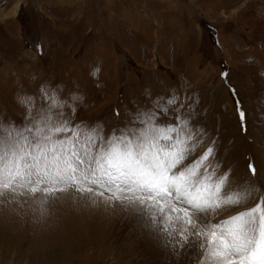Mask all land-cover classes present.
I'll list each match as a JSON object with an SVG mask.
<instances>
[{
  "label": "rangeland",
  "instance_id": "374dc122",
  "mask_svg": "<svg viewBox=\"0 0 264 264\" xmlns=\"http://www.w3.org/2000/svg\"><path fill=\"white\" fill-rule=\"evenodd\" d=\"M48 96L106 136L136 126L138 110L160 104L173 121L178 109L202 134L194 155L212 147L237 184L264 187V0H0V123H32ZM58 197H0V264L199 260L173 213Z\"/></svg>",
  "mask_w": 264,
  "mask_h": 264
},
{
  "label": "snow or ice",
  "instance_id": "6c2138e0",
  "mask_svg": "<svg viewBox=\"0 0 264 264\" xmlns=\"http://www.w3.org/2000/svg\"><path fill=\"white\" fill-rule=\"evenodd\" d=\"M48 100L30 124L0 123V197L46 201L72 191L127 212L152 206L174 214L168 220L185 241L195 238L197 264H264V187L251 178L237 184L214 163L212 147L194 155L202 134L178 109L175 120H161L169 110L154 104L138 110L136 126L106 136L101 125L73 124L66 101ZM25 104L32 108L33 98ZM237 111L243 124L246 113ZM247 167L259 176L252 162Z\"/></svg>",
  "mask_w": 264,
  "mask_h": 264
},
{
  "label": "bare ground",
  "instance_id": "6f19581e",
  "mask_svg": "<svg viewBox=\"0 0 264 264\" xmlns=\"http://www.w3.org/2000/svg\"><path fill=\"white\" fill-rule=\"evenodd\" d=\"M194 253H195V254H192V255H193L194 257L198 258V259L202 262V261H203V257L200 255L201 250H200L197 246H195ZM192 255H191V256H192Z\"/></svg>",
  "mask_w": 264,
  "mask_h": 264
}]
</instances>
